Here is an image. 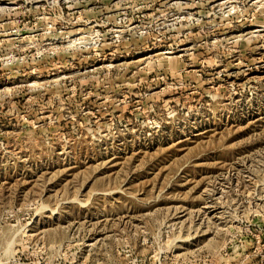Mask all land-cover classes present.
<instances>
[{
	"label": "rangeland",
	"instance_id": "1",
	"mask_svg": "<svg viewBox=\"0 0 264 264\" xmlns=\"http://www.w3.org/2000/svg\"><path fill=\"white\" fill-rule=\"evenodd\" d=\"M0 264H264V0H0Z\"/></svg>",
	"mask_w": 264,
	"mask_h": 264
}]
</instances>
